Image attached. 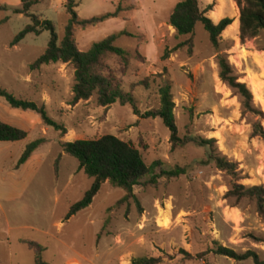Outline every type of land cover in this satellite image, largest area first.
<instances>
[{
	"label": "rangeland",
	"instance_id": "374dc122",
	"mask_svg": "<svg viewBox=\"0 0 264 264\" xmlns=\"http://www.w3.org/2000/svg\"><path fill=\"white\" fill-rule=\"evenodd\" d=\"M181 1L75 0L81 20L119 11L117 18L97 26L76 27L78 49L87 52L111 35L130 34L116 42L130 57L127 61L111 54L104 57V75L121 81L142 113L159 109L160 89L170 85L179 138L215 139V154L237 165L239 184L264 187V141L253 136L257 118L244 113L240 97L220 78L218 63L220 55L227 57L264 113V31L243 43L237 4L200 0L202 10L214 5L216 12L207 14L214 23L227 17L234 20L217 50L201 24L193 39L180 36L171 26L170 17ZM65 4V0H43L32 9L54 23L60 41L69 21ZM2 5L22 6L20 0H0ZM30 24L29 18L11 10L0 12V86L18 99L45 106L67 134L46 126V133L40 127L33 130L21 144L27 147L45 139L39 147L42 159L20 170L15 168L22 145L0 143V264H35V255L24 242L43 246L47 264H133L141 258H163L161 264H255L216 255L221 246L239 255L254 252L264 262V216L255 201L228 196L233 177L213 163H200L208 160L210 150L192 142L174 149L164 122L139 118L131 105L101 107L97 94L73 104V65L31 69L48 47L49 32L29 35L18 50L10 49ZM255 81L263 88L258 96ZM0 104L11 108L3 98ZM0 114L7 116L2 107ZM106 135L137 148L148 167L158 162L155 172L160 176L156 183L153 175L147 176L134 189L137 200L120 206L126 192L107 182L89 208L67 220L71 207L84 198L94 180L80 170L77 159L63 153L62 143ZM177 168L185 174L163 175ZM165 220L169 227L163 226ZM183 251L206 255L189 260Z\"/></svg>",
	"mask_w": 264,
	"mask_h": 264
},
{
	"label": "trees",
	"instance_id": "16d2710c",
	"mask_svg": "<svg viewBox=\"0 0 264 264\" xmlns=\"http://www.w3.org/2000/svg\"><path fill=\"white\" fill-rule=\"evenodd\" d=\"M22 6L13 8L7 5L0 6V12L11 10L16 15H23L31 20L23 31H21L12 42V46H17L27 36H41L44 32L51 34L50 41L45 53L31 66L32 70H38L44 65L51 64H71L75 69V85L73 88V104L81 101H88L94 95H98V103L101 107L108 108L119 103L122 106L131 105L134 114L141 119H161L171 133V143L174 149L187 143H195L199 147L210 150L207 161L201 164L213 163L216 167L228 173L235 183L228 196L237 200L249 199L256 202L257 211L264 216V187H246L238 183L239 172L237 165L228 161L225 157H220L213 150L215 139L194 138L182 140L178 136V128L174 117L175 104L171 93L170 85L161 87V107L157 110H149L142 113L138 109L137 101L132 94L126 93L121 81L113 76L104 75L101 66L102 60L108 55H116L127 61L130 54L122 48L116 46L119 38L131 36L127 32L114 34L105 40L96 43L87 52L80 51L75 41L76 27L97 26L104 21L117 18L119 11L89 20H81L76 12L75 0H65L64 9L69 16L68 24L65 28V37L59 40L55 25L50 20H42L41 16L33 14L32 9L40 5L43 0H20ZM240 10V37L244 43L246 40L257 38L264 31V0H233ZM214 5L208 6L206 10L200 7V0H182L179 2L170 17V24L176 29L180 36H193L199 24L209 34L212 45L218 50L223 33L234 23V20L227 17L219 23H214L207 15L213 11ZM220 78L240 97L245 114L257 118L253 124V136L264 141V127L262 120L264 113L257 108L254 103V96L246 83L240 81V77L233 72L228 59L224 55L219 56ZM0 98H3L12 109L31 111L38 114L46 127L53 128L61 133L67 134V129L52 120L46 111V107L34 102L16 98L0 86ZM29 133L8 125L0 121V143H16L27 139ZM45 139H39L30 143L20 157L16 170H20L45 143ZM63 153L79 161L80 170L94 180L89 191L84 198L73 205L67 216V220L77 215L79 212L89 208L94 199L100 193L102 186L109 183L115 188H121L126 192L124 198L117 204L121 205L131 199L137 200L134 194L135 187L143 185V179L153 175V183L157 182L160 175L156 174L159 163H154L148 167L141 152L133 145L126 143L113 135H106L98 140H78L74 142L62 143ZM185 174L184 169L177 168L170 172H163V175L176 178ZM35 255V264H47L44 259L45 249L36 242H24ZM189 260H201L206 254L191 255L188 252H181ZM218 256L227 257L239 262L252 260L255 264H264L254 252H247L239 255L235 251L225 247H219L214 252ZM163 258H141L133 261V264H161Z\"/></svg>",
	"mask_w": 264,
	"mask_h": 264
},
{
	"label": "crops",
	"instance_id": "0c3cea01",
	"mask_svg": "<svg viewBox=\"0 0 264 264\" xmlns=\"http://www.w3.org/2000/svg\"><path fill=\"white\" fill-rule=\"evenodd\" d=\"M233 4H235V3L233 2ZM17 8H19V7H17ZM215 12H216V10L213 11L212 14H214ZM219 19H215V20H219ZM25 40H26V38L22 42H24ZM22 42L19 43L17 46H11L10 49L18 50L20 48ZM28 79L30 80L31 78L29 77ZM0 107L4 108V110L7 114V116H3L0 114V121L6 123L8 125H11L13 127L22 129V130L28 132L29 134L33 130H35L39 127L41 129H43L44 133L48 132V130L46 128H44L45 125L43 124V121L38 114L31 112V111H22V110L12 109V108L9 109V108L3 107L2 104H0ZM21 143H22V141L16 142V143H10V144L11 145H22L20 148V153L23 154V152L26 149V147H25L26 145H25V143L24 144H21ZM39 159L41 160L42 156L39 154V149H38L34 153V155L31 157V159L23 167L26 168L30 165H33L34 163H39ZM13 190H14V188H13ZM10 193L12 194V192H10Z\"/></svg>",
	"mask_w": 264,
	"mask_h": 264
},
{
	"label": "bare ground",
	"instance_id": "6f19581e",
	"mask_svg": "<svg viewBox=\"0 0 264 264\" xmlns=\"http://www.w3.org/2000/svg\"><path fill=\"white\" fill-rule=\"evenodd\" d=\"M224 86V85H223ZM222 87V86H221ZM222 89V88H221ZM224 89V88H223ZM263 88H262V83H257V81H255V89H254V94L255 96H258L261 92H262ZM226 91V89H225ZM224 92V91H223ZM228 95V94H227ZM229 96V95H228ZM163 226L164 227H169V222L167 220L163 221Z\"/></svg>",
	"mask_w": 264,
	"mask_h": 264
}]
</instances>
